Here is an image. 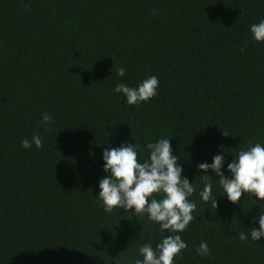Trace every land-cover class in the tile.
I'll return each instance as SVG.
<instances>
[{
  "label": "trees",
  "instance_id": "obj_1",
  "mask_svg": "<svg viewBox=\"0 0 264 264\" xmlns=\"http://www.w3.org/2000/svg\"><path fill=\"white\" fill-rule=\"evenodd\" d=\"M261 20L264 0H0V264L143 260L140 247L161 242L159 224L134 209L104 211L103 151L135 143L143 162L161 138L197 205L173 264H264V237L248 232L264 201L231 203L209 171L211 209L198 170L224 155L231 177L227 165L249 141L264 146V42L250 31ZM153 75L158 95L147 103L113 91ZM34 134L43 146L24 149ZM201 242L210 255H197Z\"/></svg>",
  "mask_w": 264,
  "mask_h": 264
},
{
  "label": "clouds",
  "instance_id": "obj_2",
  "mask_svg": "<svg viewBox=\"0 0 264 264\" xmlns=\"http://www.w3.org/2000/svg\"><path fill=\"white\" fill-rule=\"evenodd\" d=\"M156 14L154 9L153 15ZM250 31L257 42H264V20L253 24ZM116 73L124 77L126 70L120 67ZM158 88L159 80L153 75L138 87L120 83L113 91L123 94L128 105L138 106L157 96ZM41 122L45 125V132L50 134V124L54 122L51 114L43 113ZM222 133L228 137L226 132ZM43 142L42 136L34 134L31 141H22V147L28 150L35 144L41 148ZM138 147L134 143L104 149V172L107 175L99 181L98 198L107 213H112L114 209L125 212L134 209L133 215L147 214L150 221L159 224L161 242L155 249L151 244L140 247L143 260L136 259L134 264H173L174 259L187 249L186 242L178 233H183L194 220L192 213L197 205L189 198L194 194L195 186L182 176L183 169L178 163L179 157L173 155L170 139L161 138L155 143H148L146 148L150 157L143 162L138 159ZM224 163V155L218 154L211 164L204 162L198 165V170L204 173L199 176L204 181L203 191L199 193L203 202L210 204L211 209L218 207L217 196L213 195L214 180L207 174L209 171L218 177L216 180L231 203L238 204L244 194H253L257 200L264 201V146L260 143L253 145L249 141L248 149L241 150L238 157L227 165L231 177L225 176L222 171ZM156 194H162L161 198H155ZM258 223L259 229L248 230L251 239L256 242L264 237V210H261ZM165 233L168 235L165 236ZM238 238L246 241L248 235L242 231L238 233ZM196 252L201 257L211 254L207 242H201Z\"/></svg>",
  "mask_w": 264,
  "mask_h": 264
}]
</instances>
